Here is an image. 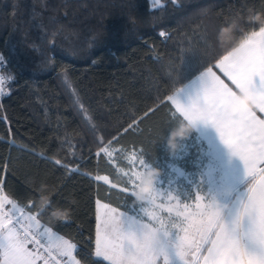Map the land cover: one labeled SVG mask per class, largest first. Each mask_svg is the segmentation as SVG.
Listing matches in <instances>:
<instances>
[{"label":"trees","instance_id":"1","mask_svg":"<svg viewBox=\"0 0 264 264\" xmlns=\"http://www.w3.org/2000/svg\"><path fill=\"white\" fill-rule=\"evenodd\" d=\"M253 14L264 19V0H0L3 192L43 208L79 264H107L94 255L97 201L139 207L122 191L129 158L134 146L159 173L180 147L165 100L195 74L182 61L215 63L258 28ZM195 136L183 140L188 165L202 154Z\"/></svg>","mask_w":264,"mask_h":264},{"label":"snow or ice","instance_id":"2","mask_svg":"<svg viewBox=\"0 0 264 264\" xmlns=\"http://www.w3.org/2000/svg\"><path fill=\"white\" fill-rule=\"evenodd\" d=\"M255 21L260 22L258 28L242 32L238 44L215 63L205 67L202 62L188 65L183 60L184 74H195L166 97L165 103L174 105L178 124L189 126L198 134L197 140L207 144V162L196 181L174 169L185 176L191 192L162 189L153 162L133 146L125 173L132 190L126 186L122 191L139 207L131 214L117 208L105 213L102 226H97L95 257L107 264H264V119L256 114V110L264 113V19L253 14L250 22ZM4 85L5 78L0 77V95L6 94ZM153 111L149 109L144 117ZM185 139L176 140L181 149ZM35 207L34 202L20 205L4 195L0 182L2 264H36L43 258L39 248H27L29 243L44 248L40 236H52L51 228L38 219L44 209L33 212ZM157 209L168 215H160ZM58 246L61 255L79 264L72 256L75 244L59 238Z\"/></svg>","mask_w":264,"mask_h":264},{"label":"crops","instance_id":"3","mask_svg":"<svg viewBox=\"0 0 264 264\" xmlns=\"http://www.w3.org/2000/svg\"><path fill=\"white\" fill-rule=\"evenodd\" d=\"M213 70L216 71L218 75H221V78L226 79V78L223 77V74L220 73V71L218 69H215L214 68ZM172 107L174 108V105H172ZM256 114H257L258 117L264 119V113H260L258 110H256ZM189 135H190V131L188 133V136ZM195 137L196 138H195L194 143L198 146L197 148L199 150H201L202 154L195 156V160L194 161H193V158H191L192 164L188 165V164H185L184 163V159H182V161L180 160L182 157H184L185 154H187V152L185 151L184 147H183V149H181V147H179L178 150H177V152L175 153V155L174 154L171 155V159H169V161L167 162V165L166 166L165 165H162L160 172L159 173L156 172L159 175L160 180L163 182L161 184L162 186H165L167 188L174 187V188H176L178 190H180V189H187L189 192H191V190H192L191 185L188 183L187 179H185V176H187L189 179H191L193 181H196L198 179L197 173L200 171V167H202L203 164H205L207 162V157L204 155V152L207 150V144H206L205 141H202V140H199L198 141L197 140V136H195ZM182 144L185 145V141H183ZM175 168H178L181 171H183L185 173V176L178 175V173L176 171H174ZM153 170H154V168H153ZM99 177H100V180L109 182V178L107 176L101 175ZM102 177H104L105 179L102 178ZM169 181L172 182L171 185H169ZM3 194L6 195L4 192H3ZM10 199H12V198H10ZM102 202H104V201H102ZM104 203H105V205H108V208H105V206H104V208L107 211H109L112 208H117V207H115V206H113V205H111L109 203H106V202H104ZM5 207L7 209V208H9L11 206L10 205H6ZM117 209H119V208H117ZM119 210L120 211H123L121 209H119ZM96 211H97V226H98V221H99L98 220V215H99L98 201H97V204H96ZM41 225L47 226V225H45L42 222H41ZM47 227H49V226H47ZM41 231H43V228H41ZM96 234H97V232H96ZM59 238H62L63 240H67V241L70 242V240L68 238H66L63 235H61V234L55 232L54 230H52V236H51L50 239L52 240L53 244L59 250L62 251V248L58 246ZM70 243L73 244V242H70ZM27 248L29 250L36 251L35 249H33L32 247H30L29 245H27ZM74 250L75 249L72 250V256L73 257H75L74 256ZM1 261H2V257H1ZM75 261H78L76 259V257H75ZM73 263H74V261H73ZM36 264H45V262L43 261V258H42V259H38L36 261Z\"/></svg>","mask_w":264,"mask_h":264},{"label":"built area","instance_id":"4","mask_svg":"<svg viewBox=\"0 0 264 264\" xmlns=\"http://www.w3.org/2000/svg\"><path fill=\"white\" fill-rule=\"evenodd\" d=\"M42 232V231H41ZM41 244L45 247L40 248L38 245H34L29 243L30 247L37 250L39 248V252L42 254L43 261L47 260L48 264H74L73 261L68 256L61 255V250H59L55 245H53L51 239L47 236H40ZM51 244L52 247L48 248V251H45V248Z\"/></svg>","mask_w":264,"mask_h":264},{"label":"rangeland","instance_id":"5","mask_svg":"<svg viewBox=\"0 0 264 264\" xmlns=\"http://www.w3.org/2000/svg\"><path fill=\"white\" fill-rule=\"evenodd\" d=\"M2 64H3V61L0 62V68H1ZM0 77H2L1 73H0ZM153 171H154V170H153ZM102 178H104V177H102ZM104 179H105V178H104ZM160 187H161L162 189H167V187L162 186L161 184H160ZM172 188H174V187H172ZM157 203H160V199L157 200ZM164 203L167 204L168 201L165 199V200H164ZM172 203H175V201H172ZM104 206H105V203L102 202V201H100V200H98V209H99V215H98V217H99V221H98V224H101V226H102V223H101V222H102L103 219L105 218V213L108 212V211L104 208ZM157 211H158L159 214L162 215V216H167V215H168L166 211H162V210H160V209H157ZM130 214H131V212H130ZM173 215H174V213H173ZM69 240H70V239H69ZM51 241H52V240H51ZM70 242H73V241L70 240ZM52 243H53V242H52ZM73 244H75V243H73ZM53 245H54V244H53ZM193 264H194V262H193Z\"/></svg>","mask_w":264,"mask_h":264},{"label":"clouds","instance_id":"6","mask_svg":"<svg viewBox=\"0 0 264 264\" xmlns=\"http://www.w3.org/2000/svg\"><path fill=\"white\" fill-rule=\"evenodd\" d=\"M190 130H191V128L189 126L181 125L177 129H175L173 132H171L170 133V137H171L170 145H171V147L175 148L177 138H179L181 136H186ZM153 174H157L155 170L153 171Z\"/></svg>","mask_w":264,"mask_h":264}]
</instances>
